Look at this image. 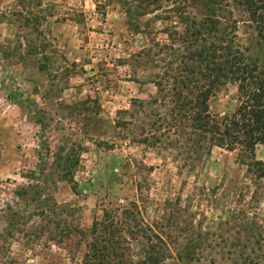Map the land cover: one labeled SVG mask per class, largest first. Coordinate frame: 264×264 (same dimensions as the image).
<instances>
[{
    "label": "rangeland",
    "instance_id": "374dc122",
    "mask_svg": "<svg viewBox=\"0 0 264 264\" xmlns=\"http://www.w3.org/2000/svg\"><path fill=\"white\" fill-rule=\"evenodd\" d=\"M180 2L190 15L204 10L200 2ZM221 3L233 18L234 42L264 71V42L248 13L236 0ZM143 6L142 0H0V261L80 264L82 243L42 237L25 245L16 231L22 220L8 216L7 205L24 216L25 227L38 221L27 214L39 208L26 207L14 193L37 180L46 209L73 208L66 217L72 225L85 227L102 206L135 200L157 232L163 228L178 242L191 238L184 250L169 243L157 264H264V179L246 171L237 150L195 151L186 133L154 131L155 114L164 111L159 103L125 116L124 127L115 124L116 111L130 109L132 98L155 94L152 81L162 70L160 58H167L165 52L152 59L131 55L162 42L169 24L163 12L171 0L141 14ZM234 97L229 84L209 99V110L232 108ZM151 132L166 135L155 141ZM59 146L79 154L75 193L52 166ZM40 157L42 178L35 176ZM254 157L264 162L262 144ZM141 243L131 241L134 260L143 256Z\"/></svg>",
    "mask_w": 264,
    "mask_h": 264
},
{
    "label": "trees",
    "instance_id": "16d2710c",
    "mask_svg": "<svg viewBox=\"0 0 264 264\" xmlns=\"http://www.w3.org/2000/svg\"><path fill=\"white\" fill-rule=\"evenodd\" d=\"M142 1L144 6L140 13L145 14L149 12L146 9L150 4L157 5L162 0ZM194 1L200 2L204 8L198 16L190 15L180 0H171V6H166L163 12L164 18L169 20L162 30L165 39L154 42V48L144 47L131 54L152 59L151 55L165 52L167 58H160L162 70L152 81L155 94L147 100L132 98L130 109L116 111L115 124L124 127L126 119H129L125 116H138V109L159 103L164 111L156 112V119L152 122L154 131L162 126V131L171 130L175 135L186 133L188 143L195 151L202 146L207 152L212 146L237 150L246 171L259 181L264 179V162L254 157V147L256 144L264 146V71L234 42V21L226 5L221 0ZM236 1L248 13L257 36L264 42V0ZM212 5L215 6L212 8ZM229 84L235 86V104L223 112L212 113L209 99ZM164 135L150 133L155 141ZM148 139L142 136L139 141L147 142ZM78 159L79 154L64 146L57 147L52 154V166L74 193L73 172ZM44 164L40 157L37 175H32L42 178ZM42 189L36 180L14 191L26 207L39 208L38 212L27 214L28 219L38 216V221L27 227L24 226V216L6 206L9 217L22 220V226H18L16 231L22 234L25 245L42 237L54 244L65 241L68 246H79L82 243L85 249L80 264H157L166 257L165 247L169 243L184 250L192 241L184 238L178 242L177 238L172 239V235L165 234L163 228L157 232L143 220L135 200L123 205L102 206L100 214L85 227L72 225L66 217L72 215L73 208L67 203H53L46 209L47 198L42 196ZM137 191L140 192L139 185ZM53 219L54 228L50 229ZM171 222L175 223L171 218L166 224L170 226ZM5 234L13 237L11 230ZM132 240L142 242V258L134 260L130 256ZM0 246L4 245L0 243ZM177 252L181 254V251ZM6 263L5 259L0 261V264Z\"/></svg>",
    "mask_w": 264,
    "mask_h": 264
},
{
    "label": "built area",
    "instance_id": "2783aa9c",
    "mask_svg": "<svg viewBox=\"0 0 264 264\" xmlns=\"http://www.w3.org/2000/svg\"><path fill=\"white\" fill-rule=\"evenodd\" d=\"M90 1V0H89Z\"/></svg>",
    "mask_w": 264,
    "mask_h": 264
}]
</instances>
